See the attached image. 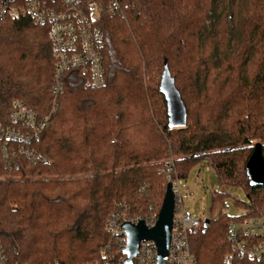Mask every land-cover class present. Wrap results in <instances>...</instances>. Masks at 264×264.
<instances>
[{
	"label": "trees",
	"instance_id": "1",
	"mask_svg": "<svg viewBox=\"0 0 264 264\" xmlns=\"http://www.w3.org/2000/svg\"><path fill=\"white\" fill-rule=\"evenodd\" d=\"M115 1L122 13L99 21L104 85L64 74L47 126L26 145L36 159L18 143L3 156L0 142V244L11 264L97 261L112 243V213H158L167 183L198 166L245 191L237 208L264 212V186L251 188L245 173L254 144L264 160V0ZM164 63L185 106L184 128L168 127ZM52 70L47 27L29 17L0 23L1 123L9 125L14 101L37 118L51 111ZM225 195L210 194L209 224L188 238L195 264H227L234 218Z\"/></svg>",
	"mask_w": 264,
	"mask_h": 264
},
{
	"label": "built area",
	"instance_id": "2",
	"mask_svg": "<svg viewBox=\"0 0 264 264\" xmlns=\"http://www.w3.org/2000/svg\"><path fill=\"white\" fill-rule=\"evenodd\" d=\"M104 12L112 15L121 10L115 0L112 5L105 7L94 0H0V23L5 19L29 17L35 24L47 27L53 61L51 111L44 117L37 118L32 109L14 101L8 114L9 125L0 122L3 156H7L10 143H18L20 154L30 160L36 159L26 145L47 126L57 98L64 92L66 72L78 71L84 77L85 87L99 88L104 85V33L99 26ZM170 183L174 207L165 264H195L188 238L201 227L203 221L183 210L180 181L176 179ZM241 210V214L234 216L228 225L227 241L231 245V253L224 257L227 264L232 262L234 256L250 261L264 259V212L252 214L247 209ZM157 215L158 213L150 212L144 216L132 217L112 213L105 222V230L112 238V243L102 248L97 261L84 264H125L126 238L122 224L136 225L142 221L145 228L151 229L156 223ZM156 256L155 243L143 240L139 242L137 254L132 257L131 264H156ZM0 264H11L1 244Z\"/></svg>",
	"mask_w": 264,
	"mask_h": 264
},
{
	"label": "water",
	"instance_id": "3",
	"mask_svg": "<svg viewBox=\"0 0 264 264\" xmlns=\"http://www.w3.org/2000/svg\"><path fill=\"white\" fill-rule=\"evenodd\" d=\"M159 91L166 102L168 127L171 129L184 128L186 126L185 106L165 63ZM245 173L251 188L264 186V160L260 143L254 144L253 150L245 163ZM173 207L174 195L172 185L168 182L156 223L151 229L145 228L142 221H139L136 225L122 224L121 227L126 238L125 264H131L132 257L137 254L139 242L143 240H151L155 243L157 248L156 264H165L172 226ZM208 224V218L203 220V227Z\"/></svg>",
	"mask_w": 264,
	"mask_h": 264
},
{
	"label": "rangeland",
	"instance_id": "4",
	"mask_svg": "<svg viewBox=\"0 0 264 264\" xmlns=\"http://www.w3.org/2000/svg\"><path fill=\"white\" fill-rule=\"evenodd\" d=\"M179 192L183 210L202 221L210 217V194L212 192L227 194L224 198L225 207L223 210L233 217L242 212L241 208L236 207L235 201L248 202L246 193L242 188L223 187L219 184L214 170L207 166L195 167L185 178L180 179Z\"/></svg>",
	"mask_w": 264,
	"mask_h": 264
}]
</instances>
